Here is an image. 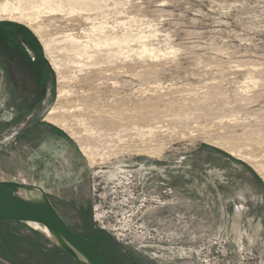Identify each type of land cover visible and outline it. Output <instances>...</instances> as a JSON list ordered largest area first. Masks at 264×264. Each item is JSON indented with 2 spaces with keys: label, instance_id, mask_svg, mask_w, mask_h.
Returning a JSON list of instances; mask_svg holds the SVG:
<instances>
[{
  "label": "rangeland",
  "instance_id": "1",
  "mask_svg": "<svg viewBox=\"0 0 264 264\" xmlns=\"http://www.w3.org/2000/svg\"><path fill=\"white\" fill-rule=\"evenodd\" d=\"M2 179L114 264H264V0H0ZM0 264L77 262L7 220Z\"/></svg>",
  "mask_w": 264,
  "mask_h": 264
},
{
  "label": "water",
  "instance_id": "2",
  "mask_svg": "<svg viewBox=\"0 0 264 264\" xmlns=\"http://www.w3.org/2000/svg\"><path fill=\"white\" fill-rule=\"evenodd\" d=\"M0 220L33 227L79 264H111L93 240L66 221L40 185L15 179L0 180Z\"/></svg>",
  "mask_w": 264,
  "mask_h": 264
},
{
  "label": "bare ground",
  "instance_id": "3",
  "mask_svg": "<svg viewBox=\"0 0 264 264\" xmlns=\"http://www.w3.org/2000/svg\"><path fill=\"white\" fill-rule=\"evenodd\" d=\"M29 27L34 31V33L42 40L43 38V34H42V30L40 29V27L35 26L34 24H32L31 22H29ZM46 119L50 122H53L54 124L60 125L62 128H64L66 126V123L61 120L56 114H55V109H52L48 116L46 117ZM85 153L87 154V156H89V158L91 159L92 163H94V158L92 153L87 150L86 148H84ZM141 151H146V150H141ZM149 154H158L155 152H151V151H147Z\"/></svg>",
  "mask_w": 264,
  "mask_h": 264
},
{
  "label": "flooded vegetation",
  "instance_id": "4",
  "mask_svg": "<svg viewBox=\"0 0 264 264\" xmlns=\"http://www.w3.org/2000/svg\"><path fill=\"white\" fill-rule=\"evenodd\" d=\"M3 47L1 48H6L9 46H5V43L2 45ZM6 51V49H4ZM15 50V49H13ZM17 50H19L18 53H20L21 55L24 54V55H27V53H29V50L25 47V44L22 43V47L20 48H17ZM16 52V51H15ZM33 62H38V59L37 58H34L32 59ZM44 188V187H43ZM83 234V233H82ZM85 235V234H83ZM86 237L90 238L91 240H93L101 249L102 253L105 255V257L110 261V259H112V256L110 254V252H107L104 250L105 246L101 243V240L99 239V237H94L93 235H85Z\"/></svg>",
  "mask_w": 264,
  "mask_h": 264
},
{
  "label": "trees",
  "instance_id": "5",
  "mask_svg": "<svg viewBox=\"0 0 264 264\" xmlns=\"http://www.w3.org/2000/svg\"><path fill=\"white\" fill-rule=\"evenodd\" d=\"M29 44H31V42L29 43ZM28 54V53H27ZM4 221H7V220H0V223L1 222H4ZM98 246V245H97ZM56 247V246H55ZM99 247V246H98ZM58 250H60V251H62L61 249H59L58 247H56ZM100 248V247H99ZM101 250V249H100ZM63 252V251H62ZM65 253V252H64ZM105 256V255H104ZM107 259V258H106ZM108 260V259H107ZM109 261V260H108ZM77 262V261H76ZM111 264H114V263H112L111 261H109ZM77 264H79L78 262H77Z\"/></svg>",
  "mask_w": 264,
  "mask_h": 264
},
{
  "label": "crops",
  "instance_id": "6",
  "mask_svg": "<svg viewBox=\"0 0 264 264\" xmlns=\"http://www.w3.org/2000/svg\"><path fill=\"white\" fill-rule=\"evenodd\" d=\"M42 186V185H41ZM45 189H46V187L45 186H43ZM46 191H47V189H46ZM48 192V191H47Z\"/></svg>",
  "mask_w": 264,
  "mask_h": 264
},
{
  "label": "built area",
  "instance_id": "7",
  "mask_svg": "<svg viewBox=\"0 0 264 264\" xmlns=\"http://www.w3.org/2000/svg\"><path fill=\"white\" fill-rule=\"evenodd\" d=\"M5 140H6V138L3 141H1V142H4Z\"/></svg>",
  "mask_w": 264,
  "mask_h": 264
}]
</instances>
